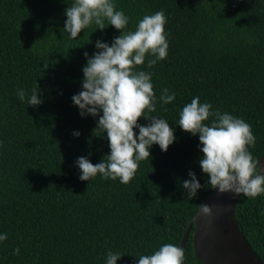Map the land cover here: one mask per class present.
<instances>
[{
	"label": "trees",
	"instance_id": "trees-1",
	"mask_svg": "<svg viewBox=\"0 0 264 264\" xmlns=\"http://www.w3.org/2000/svg\"><path fill=\"white\" fill-rule=\"evenodd\" d=\"M72 2L0 0V264H106L109 252L121 256L117 264H138L163 244L179 247L213 190L200 168L199 134L179 127L195 97L249 124L256 141L248 150L264 157V0H113L128 17L124 31L145 15H165L167 58L149 68L146 56L134 70L151 73L156 111L148 115L168 122L176 140L166 152L154 144L127 185L99 174L81 181L78 158L95 165L110 148L97 127L102 112L82 117L72 97L82 91L84 53L92 58L98 40L111 46L121 33L105 20L103 31L93 24L73 39L64 31ZM37 85L42 103L29 106ZM164 89L175 94L169 104L160 100ZM189 172L201 185L193 199L182 186ZM235 219L264 263V194H241ZM183 251L184 264H203L193 228Z\"/></svg>",
	"mask_w": 264,
	"mask_h": 264
},
{
	"label": "clouds",
	"instance_id": "clouds-1",
	"mask_svg": "<svg viewBox=\"0 0 264 264\" xmlns=\"http://www.w3.org/2000/svg\"><path fill=\"white\" fill-rule=\"evenodd\" d=\"M65 15L64 31L73 39L93 24L96 30L103 31L105 20L108 26L121 33L111 46L98 40L95 44L98 51L92 58L84 53L87 64L82 69V91L74 95L72 101L82 117L86 113L95 117L102 112L97 127L107 134L110 148V155L95 165L85 157L78 158L80 180L88 182L99 174L103 179H119L121 184L127 185L133 180L139 162L150 158L149 150L154 144L166 152L176 140L174 129L168 122L148 115L156 111L151 73L134 70L145 63L146 56L152 57L147 60L149 68L167 58L169 45L164 30L165 15L162 10L145 15L135 31H124L129 23L128 17L123 11L116 10L113 0H73ZM38 93L39 88L38 91L33 89L29 106L42 103ZM17 96L24 101V90H19ZM174 99L175 94H168V89H164L160 96L163 104ZM210 117L214 119L206 124ZM140 118L151 123L142 126L138 123ZM179 127L192 136L199 134L203 154L200 168L218 193L232 192L249 198L264 194L260 161L254 159L248 150L256 141L249 124L230 114L213 112L211 104H201L199 97H195L180 112ZM134 129H138V136ZM189 177L190 180L184 181L182 186L189 199H193L201 185L194 173L189 172ZM200 212L204 216L211 215L207 205L200 206ZM6 239V234L0 235V242ZM19 251V248L15 249L14 254L18 255ZM120 258L119 254L109 252L106 264H117ZM184 259L183 249L166 243L151 255H141L138 264H184Z\"/></svg>",
	"mask_w": 264,
	"mask_h": 264
},
{
	"label": "water",
	"instance_id": "water-1",
	"mask_svg": "<svg viewBox=\"0 0 264 264\" xmlns=\"http://www.w3.org/2000/svg\"><path fill=\"white\" fill-rule=\"evenodd\" d=\"M260 174H264V157L259 159ZM241 194H220L213 189L200 206L207 205L210 216H204L200 207L185 230L179 248L184 250L193 228L195 254L203 264H264L251 249L239 230L235 208Z\"/></svg>",
	"mask_w": 264,
	"mask_h": 264
}]
</instances>
